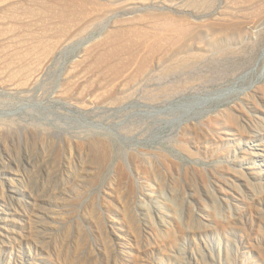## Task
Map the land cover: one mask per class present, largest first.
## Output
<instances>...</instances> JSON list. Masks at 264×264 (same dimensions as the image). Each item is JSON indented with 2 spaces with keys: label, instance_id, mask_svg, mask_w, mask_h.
Returning a JSON list of instances; mask_svg holds the SVG:
<instances>
[{
  "label": "rangeland",
  "instance_id": "1",
  "mask_svg": "<svg viewBox=\"0 0 264 264\" xmlns=\"http://www.w3.org/2000/svg\"><path fill=\"white\" fill-rule=\"evenodd\" d=\"M0 264H264V0H0Z\"/></svg>",
  "mask_w": 264,
  "mask_h": 264
},
{
  "label": "bare ground",
  "instance_id": "2",
  "mask_svg": "<svg viewBox=\"0 0 264 264\" xmlns=\"http://www.w3.org/2000/svg\"><path fill=\"white\" fill-rule=\"evenodd\" d=\"M241 79V78H240ZM215 92V91H214Z\"/></svg>",
  "mask_w": 264,
  "mask_h": 264
}]
</instances>
